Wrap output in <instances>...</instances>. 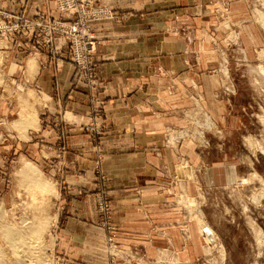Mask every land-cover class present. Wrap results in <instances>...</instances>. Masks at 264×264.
<instances>
[{
  "label": "rangeland",
  "instance_id": "1",
  "mask_svg": "<svg viewBox=\"0 0 264 264\" xmlns=\"http://www.w3.org/2000/svg\"><path fill=\"white\" fill-rule=\"evenodd\" d=\"M48 1L59 16L0 9L22 19L12 38L0 19V264H22L5 229L33 224L43 230L26 236L37 237L35 248L44 250L38 257L24 247L27 256L57 264L69 185L72 191L78 188L75 198L91 192L82 185H95L100 215L106 219L113 211L104 193L106 169L114 160L107 154L124 148L108 143L113 137L99 62L101 52L120 37L139 38L143 51L173 43V55L184 59L187 77L168 80L173 95L157 98L154 113L163 141L152 146L151 166L157 170L159 196L174 209L172 227L183 235L184 246L194 229L205 250L195 264H264L257 234L264 235V0H138L142 11L137 15L123 10L120 0ZM28 23L41 25L39 44L27 39ZM59 41L63 49L56 55ZM10 43L15 63L3 52ZM39 56L74 66L73 88L85 94L75 113L40 116V99L27 89L37 67H26L32 59L37 65ZM80 57L83 65L76 62ZM43 126L53 128L54 136ZM88 153L94 154L91 161ZM27 163L51 188L34 185L25 174ZM87 163L92 164L90 178L84 173Z\"/></svg>",
  "mask_w": 264,
  "mask_h": 264
},
{
  "label": "crops",
  "instance_id": "2",
  "mask_svg": "<svg viewBox=\"0 0 264 264\" xmlns=\"http://www.w3.org/2000/svg\"><path fill=\"white\" fill-rule=\"evenodd\" d=\"M119 5L135 15L142 11L138 0H120ZM0 9L11 13L24 9L28 17L38 11L59 16L48 0H0ZM134 20L137 23V19ZM10 45L3 52L12 54L11 63H15L13 45ZM142 45L139 38L120 37L117 43L107 45V50L101 52L104 57L100 55L99 73L106 84L105 117L113 137L108 143L121 144L124 148L107 154V159L114 160L106 169L108 185L104 193L113 211L106 219L100 215L95 185L81 186L91 189L85 198H75L78 188L72 191L69 185L71 198L67 212L60 215L59 221L57 264H195L204 255L194 229L189 230L190 241L184 246L183 235L172 227L174 209L166 203L165 197L159 196L157 170L151 166L152 146L163 141L158 131L162 124L154 113L158 109L157 98L173 95L168 80L174 76L185 78L184 59L173 55V43H156L149 51H143ZM62 49L63 43L59 41L56 55ZM28 64L37 67L33 81H27V89L33 88L40 99V116L62 111L75 113L77 102L85 94L73 88L75 68L72 63L59 57L39 56L37 65L34 59L26 63L27 69ZM41 128L54 136L53 128ZM56 154L53 152V156ZM88 155L87 159H94L93 153ZM86 165L84 173L90 178L92 164ZM197 172L200 173L199 169ZM181 185L185 187L187 182ZM199 232L202 235L201 228Z\"/></svg>",
  "mask_w": 264,
  "mask_h": 264
},
{
  "label": "bare ground",
  "instance_id": "3",
  "mask_svg": "<svg viewBox=\"0 0 264 264\" xmlns=\"http://www.w3.org/2000/svg\"><path fill=\"white\" fill-rule=\"evenodd\" d=\"M28 165L30 166V164L27 163V166ZM29 166H28V170L26 169L28 172L25 173V174L27 176L31 177V180L33 181L34 185L39 186L41 189H49V188H51V185L43 183V182H40L39 178L37 177L35 172H33L34 169H30L31 166H30V168H29ZM41 227H42L41 225L38 226V225H34L33 224V225H30V226L24 227V228L22 226H20V227L12 226V228L5 229V231H4L5 236L7 237L9 242H11L13 251L15 252V254L17 255V257L19 258V260H20V262L22 264H29V263L40 264L39 261H33V260L31 261L32 257L27 256L28 252H26L27 250H24V247H27L31 251L35 250V254H37L38 257L43 253L44 248H42V247H39L37 249L35 248V245L37 243H39V242H37L38 238L37 237L30 238V237L26 236L27 234H30V233H38V232H40L41 231ZM203 228H205V226ZM42 230H43V227H42ZM257 234H258V239L263 241V244H264V235H263V233L259 230L257 232ZM27 259H30V262H27ZM42 264H44V263H42Z\"/></svg>",
  "mask_w": 264,
  "mask_h": 264
},
{
  "label": "built area",
  "instance_id": "4",
  "mask_svg": "<svg viewBox=\"0 0 264 264\" xmlns=\"http://www.w3.org/2000/svg\"><path fill=\"white\" fill-rule=\"evenodd\" d=\"M0 19L2 20L3 23L7 24V29H6V36L8 37H14L15 36V33L16 32H19L20 29L18 27L19 23H20V20H22L20 18L19 15H7V14H0ZM28 27L31 28V34L28 36V40L29 38H33L37 40V43L39 44V39L41 37L40 33H41V30H38L39 27H41V25L39 23H35V24H31V23H28ZM26 34L29 33L28 30H26ZM77 64H81L83 65L84 62L83 60L81 59V57L79 59L76 60Z\"/></svg>",
  "mask_w": 264,
  "mask_h": 264
}]
</instances>
